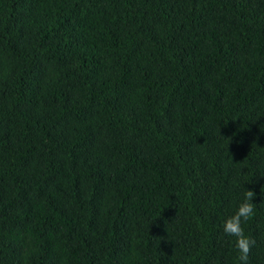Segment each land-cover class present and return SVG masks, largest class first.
Here are the masks:
<instances>
[{
    "label": "trees",
    "instance_id": "16d2710c",
    "mask_svg": "<svg viewBox=\"0 0 264 264\" xmlns=\"http://www.w3.org/2000/svg\"><path fill=\"white\" fill-rule=\"evenodd\" d=\"M264 264V0H0V264Z\"/></svg>",
    "mask_w": 264,
    "mask_h": 264
},
{
    "label": "clouds",
    "instance_id": "9594fccd",
    "mask_svg": "<svg viewBox=\"0 0 264 264\" xmlns=\"http://www.w3.org/2000/svg\"><path fill=\"white\" fill-rule=\"evenodd\" d=\"M256 193L253 190H247L244 201L239 205L234 215L229 217L223 225V231L227 236L236 238V248L240 255L241 264H248L249 255L256 241L245 235L243 223L247 222L255 215V204L253 199Z\"/></svg>",
    "mask_w": 264,
    "mask_h": 264
}]
</instances>
